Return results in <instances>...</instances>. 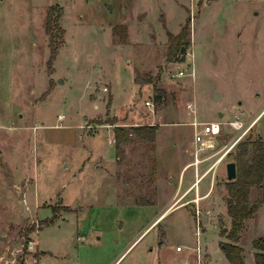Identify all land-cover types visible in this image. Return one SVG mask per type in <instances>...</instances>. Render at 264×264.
<instances>
[{
  "label": "rangeland",
  "instance_id": "1",
  "mask_svg": "<svg viewBox=\"0 0 264 264\" xmlns=\"http://www.w3.org/2000/svg\"><path fill=\"white\" fill-rule=\"evenodd\" d=\"M262 1L201 0L195 25L197 11L183 20L171 0H0V264H196L197 244L200 264L206 255L209 264H227L220 230L230 225L232 156L216 169L197 214L172 199L149 225L192 159L188 121L220 122L219 146L237 132L228 125L233 113L242 112L243 125L259 114L240 141L264 140ZM49 10L59 25L52 39ZM179 20H188L194 75L169 79L172 68H190L187 56L165 59L167 32L178 31ZM50 42L57 51L48 64ZM155 88L164 90L158 101ZM225 102L232 110L221 116ZM141 124L158 126L156 140L131 135L116 156L114 126ZM192 176L191 166L184 182ZM261 192L253 187L251 201ZM251 237L264 238V207L241 232L244 264H254ZM29 240L34 251L25 249Z\"/></svg>",
  "mask_w": 264,
  "mask_h": 264
},
{
  "label": "trees",
  "instance_id": "2",
  "mask_svg": "<svg viewBox=\"0 0 264 264\" xmlns=\"http://www.w3.org/2000/svg\"><path fill=\"white\" fill-rule=\"evenodd\" d=\"M59 29L57 20L52 18L49 10L46 18V33L52 37V30ZM123 35L126 33L125 27L121 26ZM188 20L181 26L177 33L167 32L166 61L179 60L180 54L185 51L189 44ZM52 39V38H51ZM50 46L51 63L56 54L57 46ZM137 74V73H136ZM157 95L155 100H159L160 94L164 93L161 88H155ZM157 125L141 124L129 126L128 128L115 125L113 128V142L116 156L121 152L122 143L129 140L131 135L148 141L155 140ZM232 161L235 163L236 176L234 179L225 182V210L230 218L228 229H221L220 235L226 241L220 243L221 251L229 264H244V253L238 244L241 232L244 229L245 221L254 215L258 207L264 203V140L262 137L247 138L238 141L234 146V151L229 152ZM260 189L261 197L254 202L250 199L252 188ZM255 249L253 252L254 264H264V238L257 237L251 242Z\"/></svg>",
  "mask_w": 264,
  "mask_h": 264
},
{
  "label": "built area",
  "instance_id": "3",
  "mask_svg": "<svg viewBox=\"0 0 264 264\" xmlns=\"http://www.w3.org/2000/svg\"><path fill=\"white\" fill-rule=\"evenodd\" d=\"M180 56H187L189 58V72H185L184 69L176 66L168 71L169 79H179L183 78L186 75L193 76V55L191 50L189 51L187 48ZM177 61V60H174ZM146 105H150L148 100L145 101ZM185 106L194 113V105L192 102H187ZM192 125V140H193V148H192V162L189 164L193 167L194 177L191 184L192 188L194 185L196 186L199 181H201L207 175L210 176V188L214 183V176L216 173V169L218 166L224 162V159L229 154V152L234 148L236 143L242 139V137L246 134L248 129L251 127L252 123L250 122L248 125H243L242 121L239 120L237 116L230 119L228 121V125L236 130L237 132L230 138L229 141L224 143L223 145L218 146L217 136L221 133L222 127L220 122L216 121H197L193 120L191 122ZM226 174V173H225ZM187 189L188 190H190ZM198 196L195 193L193 201L195 202V214L198 213L199 207L197 205ZM196 226V234H199V222L197 221ZM37 245V241L29 240L25 243V249L29 251H34ZM24 246V245H23ZM23 249V248H21ZM176 250H181V246H176ZM194 251L196 252V264H200V248L197 244ZM187 264V263H184Z\"/></svg>",
  "mask_w": 264,
  "mask_h": 264
},
{
  "label": "crops",
  "instance_id": "4",
  "mask_svg": "<svg viewBox=\"0 0 264 264\" xmlns=\"http://www.w3.org/2000/svg\"><path fill=\"white\" fill-rule=\"evenodd\" d=\"M171 3H172V6H176L180 11H184V13H186V16L183 18V20L187 17L189 11H192V10L193 11L194 10L197 11L195 25H196V23H198L200 21V18H201L200 17V14L203 12L204 8H206L205 5H204V2H203V4H201V0H190L189 5H188L189 7H187V5H185L182 0H171ZM262 4H264V2ZM163 8L164 7L162 5H157V7L154 8L155 15L156 16H159V17H162V16L164 17L167 12ZM260 12H261V9L255 11L252 8L250 15L251 16L252 15L253 16H259ZM183 20H179V26L180 27H179L178 31L180 30V28L182 26L181 24H182ZM178 31H176L175 33H177ZM188 45H189L190 50H191L192 37H190L189 44ZM191 91L193 93V91H194V88L193 87H192ZM236 103L238 105H240V106L242 104L241 101H239V100H236ZM222 106H223V109L224 110L223 109L220 110L219 114L221 116L224 115L225 108H228L229 112H231V110H232L231 107L233 106V104L231 102H225ZM233 116H237L239 118V120L242 121V116H243L242 115V112H240V111L239 112H235V113H233ZM255 118H253V119L250 120L251 123H253V121L255 120ZM193 120H196V119L193 118L192 120H190V121L187 122L189 124V126H191V127H192L191 122ZM211 121H215V120H211ZM165 123H166L165 121L162 122V123L160 122V123H158V126L160 124H165ZM158 126H157V128H158ZM112 135H113V133H112ZM221 136L224 138V135H221ZM156 137H157V135L155 134V140H156ZM217 141H218V139H217ZM224 143H226V142H224ZM192 147H193V140H192ZM191 162H192V159L187 160V161L183 162V164L180 166L179 172H178V179L176 181L175 188L174 189L166 188V190H164V192L162 193L163 201L165 202L164 209L155 217V219L151 222V224L149 226H151L154 222H156L165 212L169 211L168 209H166V206H167V204L169 202H171L170 200H172V199L177 200V201L182 200L183 201V204L182 205H189L191 207V209H192V213H195L194 212V210H195V202L193 201V198L195 196V193L197 194V196L199 198L198 201H197V205L199 204V201L201 200V198L204 197L206 194H208V192L210 190V180H209L208 188L206 190L202 191V192H201V190L199 188V183L201 181H199L196 186L194 185L192 188H190L191 187V184H192V181H193L194 172H193V176H192L191 180H189V182H184L185 172H186L187 168L191 167L189 165ZM167 178H168V180H173V177L171 175H169V174L167 175ZM189 188H190V190L187 191V189H189ZM260 207H264V203L262 205H260L258 207V209ZM253 239L254 238L251 237V240H253ZM239 243H240V241L238 242V244ZM176 246H178V245H176ZM176 246H175V250H176ZM242 249H243V247H242ZM176 251L177 252H180V251H182V248H181V250H176ZM254 251H255V249L252 248V258H253V252ZM205 257L207 258V264H209L210 259H209L208 255H206ZM225 261H226V259H225ZM226 263L229 264L227 261H226Z\"/></svg>",
  "mask_w": 264,
  "mask_h": 264
},
{
  "label": "water",
  "instance_id": "5",
  "mask_svg": "<svg viewBox=\"0 0 264 264\" xmlns=\"http://www.w3.org/2000/svg\"><path fill=\"white\" fill-rule=\"evenodd\" d=\"M225 173L227 180L234 179L236 176L235 163L233 161H228L225 163Z\"/></svg>",
  "mask_w": 264,
  "mask_h": 264
}]
</instances>
